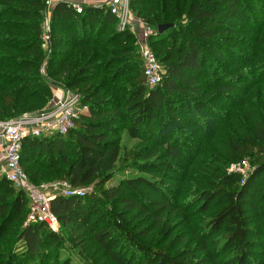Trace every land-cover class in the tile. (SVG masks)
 <instances>
[{"label": "trees", "instance_id": "trees-1", "mask_svg": "<svg viewBox=\"0 0 264 264\" xmlns=\"http://www.w3.org/2000/svg\"><path fill=\"white\" fill-rule=\"evenodd\" d=\"M46 3L0 0V121L37 112L51 98L53 82L39 73L44 62L47 76L76 90L86 107L67 135L22 141L20 164L31 183L49 172L73 188L93 189L83 198L51 196L59 232L67 229L75 241L76 233L90 236L110 264H264V121H252L242 140L231 134L223 144L224 159H249L250 170L205 167L207 181L185 203L184 212L202 218L199 245H187L180 223L160 230L176 212L165 182L188 177L194 143L211 140L221 124L215 120L225 119L216 104L230 107L246 87L240 82H264V50L238 37L235 25L248 22L259 31L264 0H129L134 17L154 30L148 46L163 69L154 88L145 83L135 35L118 31L105 5L77 13L58 1L46 55ZM159 25L167 28L158 33ZM124 131L139 143L121 145ZM116 169L151 178H115L107 186ZM28 212L26 194L0 176V264H49L62 244V235L45 224L25 225ZM148 236L156 240L147 243Z\"/></svg>", "mask_w": 264, "mask_h": 264}, {"label": "rangeland", "instance_id": "rangeland-1", "mask_svg": "<svg viewBox=\"0 0 264 264\" xmlns=\"http://www.w3.org/2000/svg\"><path fill=\"white\" fill-rule=\"evenodd\" d=\"M46 2V7L44 9V20L42 23L43 38L41 39V43L43 51L46 53V55H50L49 25L51 9L58 1L46 0ZM235 25L238 29V37L247 39V41H249L250 43H253L257 47H261V49L264 50V22L262 24L260 23L259 31H255L254 25L248 22H237ZM116 29L118 30L117 26ZM47 37L48 41H46V43L44 39ZM235 47L242 51H248L246 46H242L241 44H236ZM256 52L257 49L250 50V53H252L251 56H254ZM260 57H264V53H261ZM240 69L241 67L235 69L234 71H238ZM39 73L40 76L43 77L46 81L53 82V84L50 85L52 93L51 98L48 100V102L46 101L41 107H39V111L30 113V111L24 110L22 115L14 119H21L24 116L25 118H31L48 112L54 109L56 107V104L68 94L78 97L80 102V96L76 90H70L62 84L64 83L63 81L47 76V62H44L42 64ZM209 74L210 73L207 74V77H209ZM240 83L241 85L245 83L246 87L245 89H240L235 94L230 107L226 106L223 102H219L216 104L215 108L218 109L217 111L221 110L225 112V119L215 120L216 123L221 122L220 125L215 126V135L209 141H202L200 144L196 142L194 143L196 152L191 156L188 177L185 179L184 183L178 184L175 182H165V185L168 186L173 196L175 197L176 212L173 215L167 216L166 219L163 220L162 225H160V230H165V228H167L172 223H180L181 231L185 233V241L188 246L196 247L199 245L196 223L199 224L202 218L198 214L196 215L184 212V210H188L185 208V203L190 198L193 190L198 189L199 187L202 188V183H204V181H207L208 178L205 167H220L227 171L238 170L242 173L244 172L245 174L250 170L251 167L249 159H245L241 162H234L227 161L221 155L223 144L228 140L231 134L235 135L236 138L242 140L249 123L254 120L260 122L264 121V82ZM85 89L86 87L82 88L81 92L83 94L85 93ZM212 91H214V89ZM80 107L83 106L81 105ZM202 114L205 118L211 117L209 114ZM138 143V139H132L128 136L126 131L123 132L121 136V145L126 148H130L134 145H137ZM56 176L57 175H54V173L43 172L40 174V178L32 179V184L38 188L43 187V190L46 191V195L48 197H51L52 193L49 191V188H51V185L53 183L58 182V180H54L58 178ZM136 176H146L148 178H151L150 175L144 173L142 174L135 170L121 172L116 169L114 171L113 177L111 178V181L107 184V186L114 185L115 178L122 179L125 177ZM92 191L90 193H92ZM26 221L24 220L23 222L25 225L28 224ZM144 221L145 222H143V224L147 225V227L154 228L148 221ZM98 227H101V225L99 224ZM188 228H193L194 233H186L184 229ZM51 231L62 235L63 242L59 246V248L53 252L52 257L49 258V264H110L105 252L90 238V236H85L84 234H82V236L76 233V241L72 240L73 238H71V235L67 231V229L61 231V233L59 232V224H57V226ZM16 234L17 231L14 230L9 235L11 237H14ZM77 236L79 238H77ZM151 239L152 241H155L156 237L154 236L153 238H150V236H148L145 241L149 243ZM120 243H122V245L124 246H127L123 241H121ZM198 256L201 255L199 254ZM223 257L224 256L219 257L218 261H221Z\"/></svg>", "mask_w": 264, "mask_h": 264}, {"label": "built area", "instance_id": "built-area-1", "mask_svg": "<svg viewBox=\"0 0 264 264\" xmlns=\"http://www.w3.org/2000/svg\"><path fill=\"white\" fill-rule=\"evenodd\" d=\"M66 2L77 13H81L85 5L95 7L105 5L117 19L118 30H127L135 35L146 85L154 88L160 84L163 69L148 46V38L154 34V30L144 21L133 16L129 9V0H93L94 5H89L84 0L82 3L76 0ZM44 41H48V37ZM80 106L79 98L68 94L56 104L54 109L41 115L0 121V176L4 177L16 190L26 194L29 207L26 221L28 224L43 223L52 230L58 222L50 211L51 197L46 195L43 187H35L22 169L20 164L22 141L27 136L67 135L75 127V121L80 112L86 108ZM92 190V187L73 188L65 181L55 182L49 188L51 196L77 198L85 197Z\"/></svg>", "mask_w": 264, "mask_h": 264}, {"label": "water", "instance_id": "water-1", "mask_svg": "<svg viewBox=\"0 0 264 264\" xmlns=\"http://www.w3.org/2000/svg\"><path fill=\"white\" fill-rule=\"evenodd\" d=\"M66 1H72V0H66ZM167 28V25H159L157 27L158 33H162Z\"/></svg>", "mask_w": 264, "mask_h": 264}, {"label": "crops", "instance_id": "crops-1", "mask_svg": "<svg viewBox=\"0 0 264 264\" xmlns=\"http://www.w3.org/2000/svg\"><path fill=\"white\" fill-rule=\"evenodd\" d=\"M56 1H60V0H56ZM76 1H79V2H83V0H76ZM87 4H89V5H94V2H93V0H84Z\"/></svg>", "mask_w": 264, "mask_h": 264}]
</instances>
